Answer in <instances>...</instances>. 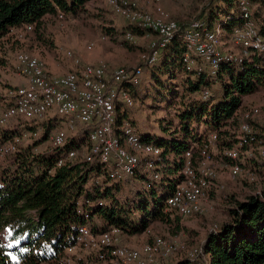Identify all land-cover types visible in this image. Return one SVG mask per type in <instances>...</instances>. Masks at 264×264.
<instances>
[{
    "label": "trees",
    "instance_id": "1",
    "mask_svg": "<svg viewBox=\"0 0 264 264\" xmlns=\"http://www.w3.org/2000/svg\"><path fill=\"white\" fill-rule=\"evenodd\" d=\"M91 1L0 0V44L16 34L13 29L26 26L40 29L46 17L57 18L62 14L64 18L75 19L86 11ZM238 2L206 0L189 23L200 20L210 30L221 25L231 32L243 20ZM250 2L260 8L264 5V0ZM175 20L182 28L189 25L181 19ZM129 25L126 33L143 35L145 30ZM186 52L182 41L176 38L154 65L158 69L152 74L158 79L151 78L152 86L163 84L164 76L177 82L172 84V96L180 99V122L171 138L154 142L163 149L158 161L163 168L159 170L162 177L154 180L147 171H137L126 180L132 179L128 183L138 185L137 188L133 186L131 192L126 190V181L110 180L108 168L103 164L86 163L84 151L65 165L57 166L60 158L83 147L88 139V131L84 128L78 138L68 139L63 147L49 146L42 153L35 150L50 141L61 126V118L28 121L13 129L0 128V146L23 133H40V139L27 146L20 145L18 151L0 165V264H62L64 249L75 244L81 227L86 224L79 210L90 213L93 221L95 219L96 223L90 224L95 232L113 226L125 230L131 226L132 210L139 216L135 223L136 233L146 232L153 222L179 224L181 217L168 208L167 199L179 182L185 152L194 144L201 145L214 133L219 136L221 149L231 146L242 121V111L247 108L244 98L264 90V57L261 54L253 52L242 60H224L217 75L211 76L208 65L200 59H197L201 62L196 69L188 70L184 63ZM142 85L140 82L130 87L134 99L140 96L139 91L143 92ZM205 91L210 93L208 99L203 98ZM12 105L11 101L8 107ZM128 119L127 114L118 113L117 127L130 124ZM142 139L153 142L151 136ZM197 157L198 152H195L194 158ZM174 175L177 177L172 180ZM262 193L263 197L250 196L231 210L232 221L212 234L205 244L206 259L202 264H264V188ZM184 263L192 261L187 259L179 264Z\"/></svg>",
    "mask_w": 264,
    "mask_h": 264
},
{
    "label": "built area",
    "instance_id": "2",
    "mask_svg": "<svg viewBox=\"0 0 264 264\" xmlns=\"http://www.w3.org/2000/svg\"><path fill=\"white\" fill-rule=\"evenodd\" d=\"M139 0H107V5L114 14L142 30L156 35L151 52L144 57V64L152 65L159 61L163 50L176 38L180 39L187 52L184 63L188 70L197 68V59L205 62L211 76H216L222 61L249 57L256 52L264 57V34L258 26L250 0H239L242 24L229 32L230 42L241 47L239 57L223 53L221 46L225 30L217 25L210 30L200 20H194L185 28L166 10L158 7L154 13L139 7ZM63 19V15H58ZM33 26L13 29L12 32H31ZM127 40H134L135 35L126 33ZM66 59L73 63L74 70L64 75H51L46 63L29 52L16 55V70L27 81L26 86L11 90L9 96L13 105L0 111V128H7L12 121L42 122L56 117L64 120L66 130L55 132L50 137L51 147L61 148L68 141V133L78 134L81 129L88 131L87 144L84 146V161L89 164L101 163L108 168L112 181H126L137 171H147L154 180L161 178L158 161L163 149L154 142L145 141L129 123L117 127L119 109H129L135 104L130 87L140 83L143 67H119L111 71L104 63L87 64L73 51L66 52ZM210 93L205 91L204 99ZM242 121L236 131L235 141L231 146L221 149L219 136L214 133L205 138L201 145L194 144L184 155V166L179 173V182L172 195L167 199V206L178 213L182 219L193 217L202 211V203L208 197L213 182L217 178L211 167L214 157L228 160L229 177L234 179L243 173L240 162L244 152L254 154L264 160V115L259 105H249L241 114ZM120 131V132H119ZM39 132L23 133L13 141L0 146V163L16 153L26 138L38 139ZM38 152V148L35 150ZM198 157L194 158V153ZM72 150L58 160L61 167L69 159L79 155ZM252 180H255L252 178ZM258 196L263 197V193ZM92 205V204H91ZM86 224L80 229L75 244L63 251L67 264L73 263L77 250L87 255V264H166L163 258L169 257L177 247L168 243L161 236L152 235L151 243L140 248L122 245V229L110 227L95 232L90 224V213L79 210ZM152 234L150 228L146 230ZM201 249L189 254L192 262H200ZM72 257V258H71ZM200 264V263H199Z\"/></svg>",
    "mask_w": 264,
    "mask_h": 264
},
{
    "label": "rangeland",
    "instance_id": "3",
    "mask_svg": "<svg viewBox=\"0 0 264 264\" xmlns=\"http://www.w3.org/2000/svg\"><path fill=\"white\" fill-rule=\"evenodd\" d=\"M189 1L186 5H178L179 8H183L182 11L185 14H188L189 11L187 15L189 18L187 21H183L184 23H189L194 19L197 14L196 11L206 0ZM45 19L40 29L34 28L31 32H18L9 36L0 44V111L8 108L11 102L10 91L17 88L18 83L23 81V77L17 72L15 67L17 53L29 52L38 56L44 62L48 56L66 62L69 61L66 59L67 51H73L78 56H86L88 54H98L103 47H106L107 52L112 51L113 58L136 61L135 66H111L105 60L101 61L108 65L111 71L119 67L132 69L143 67V75L140 79L141 84H143L142 87L144 86L143 92L139 91L140 96L138 95L134 99L135 104L132 108L119 109L118 113L121 115L127 114L129 117L128 122L134 124L132 126L136 132L142 137L151 136L153 142L168 140L172 137V134L177 131L180 122L178 111L180 99L175 100L172 96V90L174 89L172 84H176L177 82L164 76L162 78L163 84L155 83L152 86L150 82L151 78L154 80L158 79L157 76L152 74V71L157 72L158 68L154 66L156 63L152 65L144 64V57L150 54V47L156 39L155 34L151 33L152 38L150 40H139L137 36L132 41L127 40L126 27L130 26V23L114 14L112 9L107 5V0H93L89 2L86 6V11L75 19H59L58 17L50 16ZM118 27H120V30H117ZM228 33L225 31V35ZM224 41L223 43H225ZM229 45L233 46L232 43ZM222 52L239 57L235 51ZM161 57L162 54L160 59ZM25 84H27L26 80ZM179 96L181 97V94ZM244 105L247 107L249 105H259L262 107L264 115V90L247 96L244 99ZM49 114L52 118L57 116L53 111ZM60 122L61 126L55 132L66 130L64 120ZM23 123L26 124L28 121L17 119L12 121L7 129H13ZM79 134L80 131L75 135L69 132L67 134L68 139L73 140L78 138ZM87 140L79 152L84 151ZM34 141L36 139L26 138L22 141L21 146H27L34 143ZM49 146H51L50 141L39 146L37 153L46 151ZM228 164L230 162L221 160L219 157L213 158L211 167L215 170L217 178L215 179V183L213 182L208 197L202 203L201 213L190 218H181L179 224L174 223L170 225L162 222H153L148 227L152 231V234H149L145 231L142 233L135 232V223H138L137 219H139V216L135 210H132L133 212L131 211V213L133 214H130L131 226L122 230V245L140 248L146 243H151L153 239L152 235L154 234L155 236L165 238L168 243L177 247L169 257L162 259L164 263L179 264L181 261H186L189 259V254L195 249L202 250L199 263H205L204 247L210 236L218 233L221 227L232 221L231 210L236 207L238 202H245L250 196H258L259 193L263 192L264 188L263 160L256 158L251 152L249 154L244 152L242 161L240 162L243 173L234 179L229 177ZM0 165L3 166L4 161ZM160 167L162 170V165ZM176 177L174 175L171 179L174 180ZM252 178L255 180H252ZM128 181H132V179ZM128 181L125 182V187L126 190L131 192V189L137 188L138 185L136 183H134L135 185H130ZM94 221L91 223L92 225L96 223ZM5 236L3 235L2 238L5 239ZM86 255L84 251L77 250L75 257H73V263L87 264ZM199 263L192 262L188 264ZM62 264L67 263L63 260Z\"/></svg>",
    "mask_w": 264,
    "mask_h": 264
},
{
    "label": "crops",
    "instance_id": "4",
    "mask_svg": "<svg viewBox=\"0 0 264 264\" xmlns=\"http://www.w3.org/2000/svg\"><path fill=\"white\" fill-rule=\"evenodd\" d=\"M183 2V3H182ZM190 1L189 0H139V7L149 11L151 13H154L158 7H161L162 9L166 10L169 12L173 18L175 19H181L182 21H187L189 17L185 14L179 6H183L188 4ZM192 4V3H191ZM253 5V15L254 18L260 27L261 30H264V5ZM46 20V19H45ZM117 30H120V27H118ZM156 37V36H155ZM139 40H150L152 38V34L149 32H143V35L138 36ZM225 40V41H224ZM223 41L225 43L222 44L221 51H231V52H236L238 55L241 53V47L233 45L232 47L229 45L231 44L229 40V33L224 36ZM106 47L98 52V54L95 55H80L82 61L87 64H99L101 61L105 60L108 62L111 66H121V65H128V66H135L136 61H128V60H123V59H116L112 57V51L107 52ZM114 52V51H113ZM60 59H55L54 57H47L46 62V67L48 72H50L51 75L59 76V75H64L70 71L74 70V65L70 61L63 62V60ZM198 62H201L200 60H197ZM25 84V79L23 78V81L18 83L17 87L19 86H26ZM245 99V98H244ZM66 126V125H65Z\"/></svg>",
    "mask_w": 264,
    "mask_h": 264
}]
</instances>
